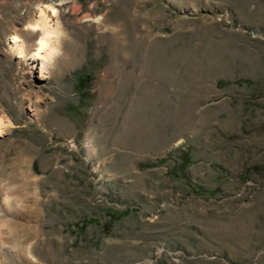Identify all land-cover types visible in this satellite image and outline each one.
<instances>
[{"label":"rangeland","instance_id":"obj_1","mask_svg":"<svg viewBox=\"0 0 264 264\" xmlns=\"http://www.w3.org/2000/svg\"><path fill=\"white\" fill-rule=\"evenodd\" d=\"M0 119V264H264V0H0Z\"/></svg>","mask_w":264,"mask_h":264},{"label":"bare ground","instance_id":"obj_2","mask_svg":"<svg viewBox=\"0 0 264 264\" xmlns=\"http://www.w3.org/2000/svg\"><path fill=\"white\" fill-rule=\"evenodd\" d=\"M39 14L40 16L38 21L29 27L30 29L41 32V37L38 39L39 41H37L36 43V47L31 55V58L33 59L32 61L33 68L35 67V65H37V62L41 61L42 64L41 71L43 72L49 57L52 58V54L57 50V47L53 43V40H55L53 38L54 37L53 35L55 31H57L55 30V25L53 24L54 18L57 15V8L54 5L49 4L46 5V7L40 9ZM55 38H57V36ZM10 39H11L12 52L17 54V57L24 58L26 56V48L21 36L19 34H14ZM56 42L57 41L55 40V43ZM43 77L46 78L47 75ZM5 128L6 127H4V121L0 119V134H3Z\"/></svg>","mask_w":264,"mask_h":264}]
</instances>
